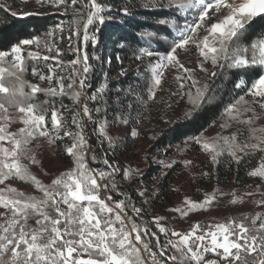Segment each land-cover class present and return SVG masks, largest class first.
<instances>
[{
    "label": "snow or ice",
    "instance_id": "1",
    "mask_svg": "<svg viewBox=\"0 0 264 264\" xmlns=\"http://www.w3.org/2000/svg\"><path fill=\"white\" fill-rule=\"evenodd\" d=\"M37 2L48 3L55 7L66 6V0H37ZM76 2L77 0H71L73 5ZM89 3L87 18L83 22L85 41L89 39L88 26L94 23L103 24L105 20L102 15L103 6L97 0H89ZM148 6L178 8L183 10L185 15L189 11L197 12L193 23L185 22L180 26L175 21L172 22L176 35L172 39L171 47L166 54L159 57L158 62L151 69L153 86L149 88V92L153 97L155 95L154 88L161 84L162 73L160 70L168 64H179L176 56L177 49H185L188 45H195L206 61L210 60L214 66L221 69L224 67L240 69L255 65L264 68V38L253 42L250 46L253 52L259 48L262 53L258 59L253 56L251 62L243 55L249 46L235 48L231 46L254 18H264V0H242L239 4H236L234 0H167V3H164V0H148L145 7ZM120 11L124 15H129L127 8ZM224 11H227L228 14L223 15L222 19L218 18L216 22H209L212 17ZM12 14L16 15V13ZM160 23L167 24L168 21L162 20ZM201 29L206 33L202 37L199 35ZM38 42V39H26L21 43L29 45ZM20 51V45L12 49L11 67L2 66L4 58L9 54L0 51V94H3L0 95V112L4 114L0 116V119L5 121L9 119L6 105L17 107L18 112L23 114L20 119L25 125L19 129L18 133H12L6 131L4 124H0V142L8 141L11 144V147H5L3 143H0V184L14 176L23 182L33 183L43 193V197L26 196L23 193H17L12 188L0 189V206L11 213V216L3 224H0V264H144L141 248L137 244L142 245L145 251H150L149 244L142 240V233L147 236L149 230L146 227L141 228L134 221L130 223L129 227L126 219L130 220V218L126 217L127 205L124 200L115 201L113 207L99 195L102 189L107 191L117 187L115 173L119 171L118 167L109 164L105 159L104 164L108 165L110 171L93 170L88 168L85 159L87 140L83 135V124L80 121L83 117L91 119V110L87 101H95L103 90L100 89L97 93L87 96L81 103L83 95L81 90L86 86L87 75L91 70V65L88 64V54L85 52L76 61L71 62L73 68L78 63L81 65V68L73 74L77 77L76 80L70 76L71 82L66 85L64 77H59L58 88L41 89L37 84H28L22 79L26 69L22 67ZM29 55L35 54L29 53ZM152 55V51H145L142 48L137 59L141 56L151 57ZM43 59L48 60L49 57L46 56ZM179 67L183 68V65L179 64ZM49 71L51 72L52 69L50 68ZM184 71L189 70L184 69ZM32 72L33 75H38L40 80L51 81L53 79L51 75L46 77L39 73L36 68H33ZM212 75L215 76L216 73L213 72ZM6 77L14 80L15 83L6 86ZM74 84H78L79 88L72 93V99L79 106V111L72 113L71 125H75L77 131L67 130L69 124L62 111L53 108L50 116L52 131L56 135L63 131L64 136L73 139L71 145L66 148V153L74 158V167L60 173L50 185H44L30 173L27 166L21 163V156L32 159L27 157L30 149L26 146L35 133L38 132L40 136L50 135L46 122L49 109L32 103L22 104L20 98L40 91H46L53 96L63 95L65 88L71 91ZM25 86L30 88V93L25 92ZM181 86L183 87V85ZM245 87L247 85L243 78L235 84L237 89ZM248 93L253 98H258L255 102L264 108V73H261L258 79L251 83ZM203 95L201 89H196L197 97ZM189 99L191 103L196 104V101L191 99V94H189ZM250 110L252 109L249 107V102L245 100L244 95H241L225 107L224 113L235 119L241 111ZM100 131L104 133L105 127L102 126ZM131 134L135 136L136 133L133 131ZM111 139L109 137L110 141ZM192 139L197 144H201L199 137ZM257 139L260 140V143L240 146L236 144L235 135L231 138L218 137L211 142L204 141L202 148L212 153V161L216 163L218 157L225 151L236 157L237 150L259 149L264 140L259 137ZM92 159L95 160V156ZM33 162L35 161L33 160ZM185 163L191 164V161ZM249 175L264 179V163H261ZM123 176L126 179H132L133 171L125 169ZM105 179H108L109 183L98 182ZM217 192L218 190L206 194L205 199L201 202L185 198L187 210L176 209V211L187 215L192 210L205 208L216 199ZM144 194L143 191L138 193L140 196ZM220 194L223 195V193ZM233 197L231 203L235 204L239 198L235 193H233ZM111 199L112 197L109 196L108 200ZM256 203L264 204V200ZM132 211L140 216L143 210L132 205ZM32 216L38 217L37 227L28 224V220ZM160 219L162 218L153 217L160 232L164 233L166 229L160 225ZM245 220H250L252 227H247L244 223ZM257 221H261L258 227L256 226ZM198 230L202 231V234L196 235ZM133 233L135 234L134 240ZM171 235L178 239L176 241L168 240L164 245L165 248L171 246L175 249V254L168 259L180 260L181 264H216L214 260H205L203 253L209 251L217 252L220 260L225 264H264V215L260 213L253 217L245 216L241 220L230 218L227 222L216 223L206 228L197 224L187 234L173 231ZM206 240L208 243H204ZM157 243H159L158 240ZM85 254H87V259L82 258ZM155 255L152 253L154 264Z\"/></svg>",
    "mask_w": 264,
    "mask_h": 264
},
{
    "label": "rangeland",
    "instance_id": "2",
    "mask_svg": "<svg viewBox=\"0 0 264 264\" xmlns=\"http://www.w3.org/2000/svg\"><path fill=\"white\" fill-rule=\"evenodd\" d=\"M234 2L239 4L242 0H234ZM0 3L12 12L20 14L21 16L26 15L30 10L44 12L45 9L54 11L57 8L48 3H38L37 0H0ZM86 6L90 8V4H87ZM179 10L183 16L181 26L184 25L185 22L193 23L197 17V12L195 11H189L185 15L183 10ZM227 14V11L217 14V16L212 17L209 22H216L218 18L222 19V16ZM91 26L92 25H89L87 29L89 36L87 41L83 38L85 31L83 25L80 28L79 25L76 26L70 22L61 23V25L46 31L44 35L31 39H38V43L24 45L21 43L23 41L22 40L20 43L15 44L11 50L3 51L9 55L4 58L2 66L11 67L13 62L12 49L17 45H20L22 67L26 69L22 75L23 80L27 81L28 84H37L41 89H48L50 87L58 88V78L64 77V83L67 85L71 82L69 80L70 76L73 80L77 79V77L73 74L81 68L79 63L75 65V68H73V64L71 62L76 61L77 58L82 56L85 52L89 56L88 64L91 65L92 70L93 65L90 59V45L96 46L97 39L94 36L93 31H90ZM173 32L175 36V29ZM49 33H51V35H49ZM205 34L206 33L203 29L199 30V35L201 37ZM240 36L239 39L235 40V43L231 46L233 48L237 46H249L248 50L243 53L245 58L249 59L250 62L253 56L258 59L262 54L261 51L257 48L256 51L253 52L250 47L253 42L257 40L249 42L247 39H241ZM93 37L95 38L94 40ZM142 45L141 49L143 48L145 51H152L153 55L151 57L145 56V58L141 56V58L138 59L141 60L142 63L146 61L145 71L141 73V78L145 80V84L141 92L135 91L136 93L133 94L135 102L126 106L127 108H115L112 112L111 119L96 120L98 116L96 111L97 109L93 105V101L88 100L87 104L91 110V119L83 117L80 122L83 124V135L87 140V149L85 152L86 161L90 159L89 155L93 150L91 133L93 132L92 130L96 123L98 125L96 133L99 134L100 141L107 143L111 147H121V153L117 154L115 159L118 166L115 163L109 162L111 165L118 167L119 172H121V175L118 178L116 174L119 172L115 173V179L119 184L129 185L130 183L132 187H134L133 189L135 194L142 200L147 198V194L145 193L146 191L150 193L153 191L154 196L159 193L156 186L157 180L150 181L148 179H143V170L148 164L147 156H151V160L153 162L156 164L161 163L163 167H170L176 162H180L181 167L179 177L174 185V188H176L178 193L176 203L172 207L161 205L157 209L150 208V210H147V205L143 206L136 203L133 204L132 202L127 203L126 198H120L121 200H124L127 205L125 213H129L132 209V205L136 208H141L143 211L146 210L147 213H149L156 231L151 228L149 223L146 225H141L137 222L135 223L141 228L146 227L149 230L147 237L152 236L151 232L155 233V247L159 249L157 250L154 247L155 252L158 255H162L165 254L168 248L173 249L171 246L167 248L164 247L167 241H176L178 239V237L171 235L173 231L181 234H187L191 231L192 227L197 224L206 228L209 225L227 222L230 218L241 220L245 216L253 217L257 213L264 215V204L256 203L257 201L264 200V179L258 177V181L255 182V185L249 187H238L234 185L219 186L215 183V181H213L212 174L214 165L223 154L220 155L217 162L214 163L211 158L212 153L205 151L202 148V143L204 141L211 142L218 137L231 138L233 135L236 137V144L240 146L245 144L251 145L260 143V140H258L257 137L264 140V131H261V129H264V108H261L259 104L255 102L258 98H253L251 94L248 93V87H250L251 83L258 78H252L250 81L247 79L246 75L241 76L237 82L243 78L247 87L244 89L234 88L235 93L234 90H230L225 93V96L228 97L231 103H233L239 96L244 95L245 100L249 102V107L252 110L247 112L241 111L240 115L235 119L229 117L223 112L219 121L199 136L201 144H197L192 139L190 142L176 145L170 155L167 152V148L155 151L152 154H147V148L150 146L152 138L159 134L162 127L171 126L175 121L192 115V113L205 103L218 100L219 95L217 93V87L220 88L222 81L229 78L226 76V71H231L232 69L235 70V68L224 67L221 69L216 67L210 60L206 61L200 55L199 50L195 47V45H188L185 49H177L176 52L178 62L183 65V68H180L179 64H168L160 70L162 73L161 84L154 88L155 95L153 97L149 92V88L153 86L151 69L158 62L159 57L166 54L170 48L167 51L159 52L157 51V46L150 42H146ZM29 53H33L35 55L30 56ZM46 56L49 57L48 60L43 59V57ZM95 58L98 61H103L100 54H96ZM104 61L109 63L108 59ZM221 63H223V61H221ZM201 65H203V67H201ZM256 67L261 68L259 65L244 68L246 71H252ZM33 68H36L39 73L44 74L46 77L51 75L53 79L51 81L47 79L40 80L38 75H33ZM50 68L52 69L51 72L49 71ZM184 69H188L189 71L185 72ZM261 70L262 73H264V68H261ZM90 72L87 75V84L84 89L81 90L83 94L81 103L84 102L87 96H90ZM213 72L216 73L215 76L212 75ZM193 81H195V83H193ZM5 83L7 86L15 83V81L6 77ZM181 85H183V87ZM205 85L207 86L206 88ZM107 87V85L101 86L99 90H103L100 94L104 91L109 92L110 90L107 89ZM78 88V84H74L71 91L65 88V94L63 95L72 97V93ZM198 88L204 93L201 97L196 96V89ZM30 91V88L25 86V92L30 93ZM116 91L119 93L114 96L117 100L119 97L118 95H120L122 91L121 88H117ZM41 93L53 96L46 91H40L33 95H26L20 98L22 104L26 105L28 103H32L36 106H40L39 97ZM113 93H108L109 97L110 95L112 96L115 94ZM189 94H191V99L196 101L195 105L190 102ZM57 95L63 96L60 94ZM6 107L9 119L6 121L0 119V124L5 125L7 132L18 133L19 129L25 127L23 121L20 119L23 114L18 112L17 107H11L8 105H6ZM241 107H243V105H241ZM2 115L4 114L0 112V116ZM63 115L69 124V128L67 130L73 132L77 131L76 126L71 125V121L65 117L64 112ZM46 122L50 135L40 136L38 132L35 133L34 136L30 138L29 144L26 146L30 149L27 153V157H31L32 159L21 156V163L27 166L30 173L35 175L44 185H50L56 176L74 167V158L66 153V148L71 145L73 139L70 137L71 141L67 143L64 148L63 146L58 147L55 139L57 137L60 138L61 136L64 138L63 131H61L59 135H56L52 131L51 119L49 121L46 117ZM102 126L105 127L104 133H101L100 131ZM133 131L136 133L135 136L131 134ZM109 137L112 138L111 141L109 140ZM0 143H3L5 147H11V144L8 141ZM221 143L223 142L221 141ZM261 149H264V143H261L259 149L245 148L244 151L237 150L236 156L245 154L249 150H254L259 153V167L261 163H264V150ZM118 150L120 152V149ZM227 153V151L224 152V154ZM33 160L35 162H33ZM186 161H191V164L185 163ZM125 169H131L133 171L132 179H126L123 176V171ZM107 181L109 183L108 179ZM31 184L33 183L23 182L12 176L5 180L4 183L0 184V189L12 188L15 189L17 193L42 198L43 193L37 189L34 184ZM217 190L216 199L205 208L192 210L188 212L187 215H182L180 211H176V209L187 210L185 198L191 199L195 202H201L205 199L206 194H211ZM141 191L145 193L143 196L138 195ZM220 193H223V195ZM233 193H235L236 197L239 198L235 204L231 203L234 199ZM6 194L15 195L10 193ZM10 216L11 213L4 209L3 206H0V224H3ZM153 217L162 218L159 223L161 226L165 227L166 232H160L153 220ZM37 218V216H32L28 220V224L32 227H37ZM260 222L261 221H257V227ZM244 223L247 227H252L250 220H245ZM200 234H202V231L198 230L196 235ZM142 240L145 241L143 233ZM157 240L159 243H157ZM204 243H208V241L206 240ZM157 244H159V246H157ZM137 246L141 248V256L144 260V264H147L142 245L137 244ZM219 251L222 252V250ZM203 255L205 260H214L216 261V264H225L224 261L220 260L217 252L209 251L207 253H203ZM82 258L87 259V254H85Z\"/></svg>",
    "mask_w": 264,
    "mask_h": 264
},
{
    "label": "trees",
    "instance_id": "3",
    "mask_svg": "<svg viewBox=\"0 0 264 264\" xmlns=\"http://www.w3.org/2000/svg\"><path fill=\"white\" fill-rule=\"evenodd\" d=\"M97 2L104 8L102 15L105 20L103 24L94 23L90 27L97 43L96 46L90 45V59L93 66L89 74V94L96 93L104 85H107V89L110 90L109 92L104 91L102 94L99 93L97 99L93 101V105L98 109L96 120H101L111 119L115 108L126 107L135 102L133 94L137 91L141 92L145 84L141 73L145 71L146 61L144 60L145 62L142 63L137 59V56H140L142 44L150 42L157 46V51H167L171 47L174 37L172 22L175 21L177 25L181 26L183 16L178 8L145 7L148 0H97ZM164 3H167V0H164ZM87 4H90L89 0H77L75 5L71 3V0H66V6L57 7L54 11L49 9H45L44 12L30 10L26 15L21 16L17 13L13 15L12 13L15 12L0 3V50L9 51L22 40L42 36L46 31L64 22L79 25L81 28L89 11ZM123 8L128 9L129 15H124L120 11ZM162 20H167L168 23H160ZM149 33L152 35H146ZM240 35L241 39H247L249 42L264 38V18H254ZM96 54H100L103 61H98L95 58ZM142 57L145 58V56ZM106 59L109 60V63L104 61ZM226 72V76L229 78L222 81L220 88L217 87L218 100L205 103L192 115L175 121L171 126L162 127L159 134L152 138V142L147 148V154L167 148L170 155L176 145L190 142L193 137L201 136L219 121L225 107L231 103L225 93L230 90H234L235 93L234 88L237 80L246 75L247 79L251 81L252 78H258L262 70L256 67L252 71H246L243 67ZM117 88H121L122 94L120 93L116 100L114 96L119 94L116 91ZM108 93L114 95L109 97ZM39 103L40 107L49 109L46 116L49 121L53 108L64 112L65 117L70 121L72 113L79 111V106L68 95L49 96L41 93ZM97 128L98 125L95 123L91 133L93 143V150L89 155L91 163L94 166L104 164L105 156L103 155L106 154L108 161L116 164V155L121 153V147H111L100 141L99 134L96 133ZM70 141L68 136L55 139L57 146H63V148ZM93 156H95V160L92 159ZM147 158L148 164L143 170V179L157 180L158 195L154 196L153 191L151 193L146 191L147 198L142 200L135 194L134 187L130 183L129 185L119 184L116 179L117 187L111 189L112 193L117 199L126 198L127 203L147 205V210L157 209L161 205L172 207L176 203L178 193L174 185L179 177L180 162H176L170 167H163L161 163L153 162L151 156H147ZM259 162V153L254 150H249L236 157L228 153L223 154L214 165L212 179L219 186L249 187L255 185L258 177L250 176L249 173L258 167ZM120 173L116 174L117 178L121 175ZM134 218L135 222L141 225L149 223L151 228L156 231L146 210L142 211L140 216L135 215ZM144 237L151 247L156 246L154 237ZM166 253L171 256L175 254V250L168 248ZM172 264H181V261H172Z\"/></svg>",
    "mask_w": 264,
    "mask_h": 264
},
{
    "label": "built area",
    "instance_id": "4",
    "mask_svg": "<svg viewBox=\"0 0 264 264\" xmlns=\"http://www.w3.org/2000/svg\"><path fill=\"white\" fill-rule=\"evenodd\" d=\"M103 156H105V159H107V156L104 154ZM108 160V159H107ZM109 162V161H108ZM110 164V163H109ZM87 166L89 169H93V170H104V171H109V168H108V165H105V164H102V165H97V166H94L90 159H88L87 161ZM99 183L101 184H107V179H105L104 181H98ZM100 197L102 199L105 200L106 203H108L110 206H113L114 207V202L115 201H120L121 199H116L114 194L112 193L111 191V188L109 190H101L100 193H99ZM111 196L112 199L111 200H108V197ZM126 217L127 218H130V220L126 219V223L129 224V227H130V223L132 221L135 222V213L132 211V213H129V214H126ZM153 232H151L152 234ZM134 236L135 234L133 233L132 234V238L134 240ZM152 237H156V235H152ZM157 246H159V244H157ZM145 259H146V263L147 264H154V259H153V256H152V253H155V264H172V260L168 259V257H170V255H168L166 252L165 254H162V255H158L156 252H151V251H145Z\"/></svg>",
    "mask_w": 264,
    "mask_h": 264
},
{
    "label": "bare ground",
    "instance_id": "5",
    "mask_svg": "<svg viewBox=\"0 0 264 264\" xmlns=\"http://www.w3.org/2000/svg\"><path fill=\"white\" fill-rule=\"evenodd\" d=\"M106 155V154H105ZM107 183H108V181H107ZM129 213H132V209L129 211ZM129 213H126V214H129ZM156 248V247H155ZM157 249V248H156ZM157 250H159V249H157ZM150 251L151 252H155V249L154 248H152L151 246H150ZM159 253V252H158Z\"/></svg>",
    "mask_w": 264,
    "mask_h": 264
}]
</instances>
